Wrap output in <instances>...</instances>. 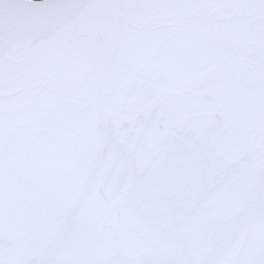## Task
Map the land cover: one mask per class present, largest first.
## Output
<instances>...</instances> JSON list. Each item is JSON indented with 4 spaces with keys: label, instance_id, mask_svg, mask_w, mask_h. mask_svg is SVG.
I'll use <instances>...</instances> for the list:
<instances>
[{
    "label": "snow or ice",
    "instance_id": "snow-or-ice-1",
    "mask_svg": "<svg viewBox=\"0 0 264 264\" xmlns=\"http://www.w3.org/2000/svg\"><path fill=\"white\" fill-rule=\"evenodd\" d=\"M0 264H264V0H0Z\"/></svg>",
    "mask_w": 264,
    "mask_h": 264
}]
</instances>
